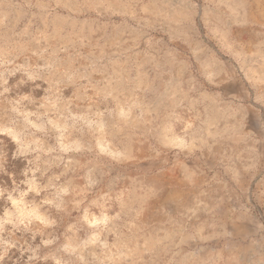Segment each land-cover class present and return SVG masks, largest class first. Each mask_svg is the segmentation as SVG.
I'll use <instances>...</instances> for the list:
<instances>
[{"label": "rangeland", "instance_id": "1", "mask_svg": "<svg viewBox=\"0 0 264 264\" xmlns=\"http://www.w3.org/2000/svg\"><path fill=\"white\" fill-rule=\"evenodd\" d=\"M0 264H264V0H0Z\"/></svg>", "mask_w": 264, "mask_h": 264}]
</instances>
